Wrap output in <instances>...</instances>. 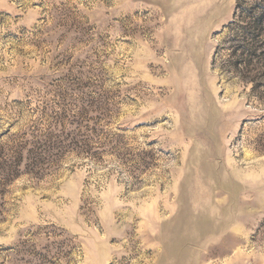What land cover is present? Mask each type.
Instances as JSON below:
<instances>
[{"label": "rangeland", "instance_id": "obj_1", "mask_svg": "<svg viewBox=\"0 0 264 264\" xmlns=\"http://www.w3.org/2000/svg\"><path fill=\"white\" fill-rule=\"evenodd\" d=\"M0 264H264V0H0Z\"/></svg>", "mask_w": 264, "mask_h": 264}]
</instances>
